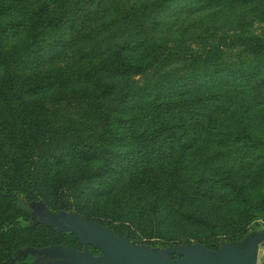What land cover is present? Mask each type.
Here are the masks:
<instances>
[{
  "label": "trees",
  "instance_id": "1",
  "mask_svg": "<svg viewBox=\"0 0 264 264\" xmlns=\"http://www.w3.org/2000/svg\"><path fill=\"white\" fill-rule=\"evenodd\" d=\"M97 1L0 0V264L80 247L26 218L38 199L135 243L264 225V0H135L99 37L59 32ZM193 8L194 31L153 25Z\"/></svg>",
  "mask_w": 264,
  "mask_h": 264
},
{
  "label": "water",
  "instance_id": "2",
  "mask_svg": "<svg viewBox=\"0 0 264 264\" xmlns=\"http://www.w3.org/2000/svg\"><path fill=\"white\" fill-rule=\"evenodd\" d=\"M37 220L56 231L72 233L79 248L63 244L24 246L15 250L24 257L34 254L27 264H256L258 245H264V232L258 231L240 246L221 241L211 251L199 243L173 245L168 251L156 250L130 241L127 233L116 234L107 225L67 211L50 212L43 205L35 208ZM90 248L97 249L92 253Z\"/></svg>",
  "mask_w": 264,
  "mask_h": 264
},
{
  "label": "rangeland",
  "instance_id": "3",
  "mask_svg": "<svg viewBox=\"0 0 264 264\" xmlns=\"http://www.w3.org/2000/svg\"><path fill=\"white\" fill-rule=\"evenodd\" d=\"M133 1L135 0H98L97 2L92 3V5L90 6V8H93L96 10V13L95 14L91 13L90 16H94V17L95 15H98V16H96L93 20H89L88 18H82V17L77 18L69 25L60 26L59 32L63 36H70L72 34L78 33L84 36L94 35V37H99L101 33L99 32L97 24L100 23L102 19H105V18L107 19L108 17L113 15L117 10H119L118 7L122 5H125V6L130 5ZM207 11L208 9L198 10L197 8L195 9L193 8L189 10H183L180 14L174 17H166L165 14L162 13L160 16L155 15V21H153L154 22L153 25L156 26V29L161 34V37L171 38L173 36H177L178 33L181 31L191 32V31L198 29L200 27L199 26L200 19H203V16L207 14ZM53 55L55 54L53 53ZM71 55L72 53L70 54V56ZM65 56H63L64 58H61L59 60L55 59V61L53 62H60V61L63 62L70 57L69 53H67L66 57ZM43 63L47 64L48 62H43ZM258 121L263 122L262 120H258ZM254 123L256 124V122ZM40 204L43 205L50 212L65 211V210H56V211L52 210L46 207V204H44L42 200L38 199L29 204V209L27 210V213L25 214L26 218H29L31 219V221H34L35 218H37V215H35V212H34L35 208L40 207ZM67 212H70V211H67ZM189 231L191 232L189 233L184 230H181L176 233L177 235H181L183 233L192 235L195 232L193 228H189ZM258 231L264 232V225L262 224L259 218L255 219L249 224L244 235L237 241L226 240L223 235H218L217 236V246L221 241L230 242L232 245L240 246L243 243H245V241H247L252 236L253 233L258 232ZM56 232H61V231H56ZM68 234H70L72 238L76 241L72 233H68ZM127 237H128V234H127ZM193 243H199V242H196V240L193 237L189 236L186 242H178V243L177 242H174V243L167 242L166 243V242H161L159 240H151V242L149 243L151 246L145 243H136V244H143L147 247H150L156 250H165L169 257L176 258V257H179V254L168 251L167 250L168 247L173 246V245H183V244L188 245V244H193ZM56 244H60V243H56ZM63 245H66V244H63ZM217 246L215 248H208L205 246L203 247L209 249L211 253H213L216 250ZM262 248H263L262 246L258 245L259 250L257 253L256 264H260V261L264 258V251H262Z\"/></svg>",
  "mask_w": 264,
  "mask_h": 264
},
{
  "label": "flooded vegetation",
  "instance_id": "4",
  "mask_svg": "<svg viewBox=\"0 0 264 264\" xmlns=\"http://www.w3.org/2000/svg\"><path fill=\"white\" fill-rule=\"evenodd\" d=\"M27 256H28V258L27 259H24ZM14 259L20 260V262H21L20 264H27L31 260V255H26L24 257H21L20 255H17Z\"/></svg>",
  "mask_w": 264,
  "mask_h": 264
},
{
  "label": "crops",
  "instance_id": "5",
  "mask_svg": "<svg viewBox=\"0 0 264 264\" xmlns=\"http://www.w3.org/2000/svg\"><path fill=\"white\" fill-rule=\"evenodd\" d=\"M263 247V246H262ZM258 248H257V253H258ZM262 251H264V249L262 248ZM257 253H256V261H257ZM260 264H261V261H260Z\"/></svg>",
  "mask_w": 264,
  "mask_h": 264
}]
</instances>
